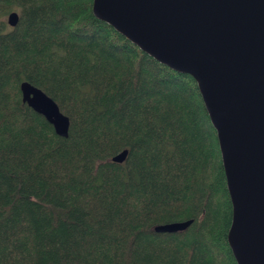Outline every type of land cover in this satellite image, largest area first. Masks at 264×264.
<instances>
[{"label": "trees", "instance_id": "obj_1", "mask_svg": "<svg viewBox=\"0 0 264 264\" xmlns=\"http://www.w3.org/2000/svg\"><path fill=\"white\" fill-rule=\"evenodd\" d=\"M21 81L57 104L66 137L21 102ZM230 213L188 74L96 19L91 0H0V264H236Z\"/></svg>", "mask_w": 264, "mask_h": 264}, {"label": "water", "instance_id": "obj_2", "mask_svg": "<svg viewBox=\"0 0 264 264\" xmlns=\"http://www.w3.org/2000/svg\"><path fill=\"white\" fill-rule=\"evenodd\" d=\"M92 15L156 62L195 82L214 130L230 202L226 243L236 264H264V0H91ZM17 13L6 16L8 26ZM20 100L54 133L68 118L36 86ZM123 149L111 157L124 160ZM191 219L153 226L184 230Z\"/></svg>", "mask_w": 264, "mask_h": 264}]
</instances>
